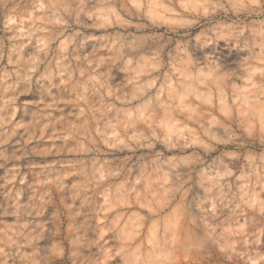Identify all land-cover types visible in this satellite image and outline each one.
I'll list each match as a JSON object with an SVG mask.
<instances>
[{
	"label": "clouds",
	"instance_id": "clouds-1",
	"mask_svg": "<svg viewBox=\"0 0 264 264\" xmlns=\"http://www.w3.org/2000/svg\"><path fill=\"white\" fill-rule=\"evenodd\" d=\"M3 7L0 33L12 35L0 36V59L7 39L15 67L0 77V130L12 125L14 100L34 88L39 98L23 101L36 105L33 122L13 125L11 135L24 127L36 136L52 124L63 112L62 84L78 109L56 122L81 155L43 165V191L20 215L42 214L55 203L53 189L71 191L65 174L91 206L73 210L65 197L64 211L55 208L47 224L25 220L11 242L32 246L29 264H60L55 218L65 214L83 217L97 235L111 233L99 252L85 255L77 250L84 236L73 230L71 264H103L107 255L119 256L115 264H177V253L234 249L241 233L221 218L236 217L238 226L252 195L264 191V0H5ZM25 38L34 41L27 59ZM8 91L12 115L5 114ZM219 144L236 147L217 152ZM139 149L148 151L131 155ZM133 203L153 214L129 210ZM108 207L117 211L102 216ZM261 235L264 227L243 242L255 236L258 244Z\"/></svg>",
	"mask_w": 264,
	"mask_h": 264
},
{
	"label": "rangeland",
	"instance_id": "rangeland-1",
	"mask_svg": "<svg viewBox=\"0 0 264 264\" xmlns=\"http://www.w3.org/2000/svg\"><path fill=\"white\" fill-rule=\"evenodd\" d=\"M5 0H0V28L3 27L4 17L7 15V8L3 5ZM95 31H103L95 30ZM9 33H0V36H10ZM23 43L24 59H27L34 52V41L29 43L25 38L21 41ZM6 48L3 59H0V77H3L6 73H11L15 67L8 63V47L11 42L5 40ZM14 78V77H13ZM23 86L17 89V92L22 91ZM54 93L58 90L54 89ZM14 93L8 91L5 98L8 99L9 104L7 106L6 115H12L13 112V98ZM39 98V94L33 89V92L28 95L19 96L18 99L14 100V105L18 109L15 111V115L12 120V125L8 126V131L0 130V140L8 139V143L0 144V153L8 157L7 159H0V264H29L28 252L31 251V245L22 246L17 248L16 244L11 242L12 239H16V232L21 224H24L25 220L32 219L33 223L44 222L48 223L50 214L55 208L61 207L62 201L67 197V201L72 203L73 210L84 208L90 210L91 206L82 204L81 197L79 196V184L73 183L76 179L71 175H64V182L69 184L71 191L64 190L58 191L52 190V198L55 201L54 204L48 205L43 210L42 214L36 215L35 217H22L20 215L22 211L21 206H29L36 197L43 191L41 184L42 177L40 173L42 166L45 164H51L52 161H63L69 158L77 157L81 155L75 151L76 141L69 137L62 139V129L65 127L63 122L57 123L60 116L70 117L74 111H78L75 101V95L67 85H61V90L58 93V99L61 101L60 108L63 112L56 110L53 117V123L49 124L48 127L38 131L36 136L29 137L25 133L24 127H16L15 135H11L13 125H29L33 122L32 114L36 109V105L23 104L26 100H35ZM47 102V98H46ZM120 103L119 100L116 101ZM27 109V111H25ZM187 110H191L188 106ZM51 111V110H50ZM217 119H223V115L219 112L216 113ZM210 119V118H209ZM190 127H192L190 123ZM23 136V139H22ZM10 137V138H9ZM19 141V143H17ZM61 146H66L68 151H64ZM235 145L219 144L217 145V152L220 150H231L235 149ZM51 149L52 151H48ZM110 151L116 152L115 148H111ZM147 149H139L136 153L131 155H143ZM166 151H168L166 149ZM176 152L178 150H171ZM55 153V154H53ZM217 153H211L216 155ZM15 157H20L16 159ZM55 167H59L56 165ZM55 175V168L51 169ZM31 185V187H29ZM76 193V195H74ZM258 194H253L250 199L249 206L245 210V216L239 218V225L237 226L234 221L236 217H222V221L226 220L232 227H238L240 236H236L233 239L238 241L235 244L234 249L228 250L224 245H212L210 251L207 254L197 253L195 250L188 253H177L179 260L177 264H264V235L259 237L258 244H252L251 240L255 239L252 236L248 245H245L243 240L244 236L250 232H256L257 228L264 227V191L257 189ZM129 210L138 211L141 216L152 215V209L145 207L140 203H133L128 205ZM7 210V212H5ZM117 209L108 207L101 213L102 216H113ZM248 219L253 224V227H248L244 223V220ZM55 222L58 225L57 228V239H62L64 243L55 249V259L60 264H71L75 257L72 255V247L69 242V238L73 234V230L79 229L77 234L84 236V241L81 245L77 246L79 252H83L87 255V252H99L100 245L104 243V240L108 239L111 233L103 232L100 235L96 234V231L89 228L83 220V217H76L74 220L68 215H62L55 218ZM98 224H103L104 221H97ZM72 228H69V225ZM30 227V226H29ZM180 230L179 228L177 229ZM231 232V228L224 229ZM5 239H8L7 244L4 243ZM99 241V243H97ZM43 243V242H41ZM67 245V247H66ZM224 250H221V249ZM7 253V254H6ZM230 257V258H229ZM119 259V256L112 257L107 255L103 264H115V261ZM81 264V262H78ZM82 264H88L87 261H82Z\"/></svg>",
	"mask_w": 264,
	"mask_h": 264
}]
</instances>
